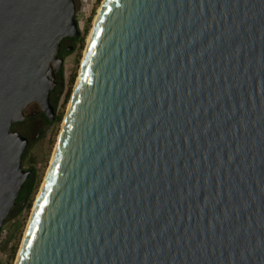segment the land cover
<instances>
[{"label":"water","instance_id":"obj_1","mask_svg":"<svg viewBox=\"0 0 264 264\" xmlns=\"http://www.w3.org/2000/svg\"><path fill=\"white\" fill-rule=\"evenodd\" d=\"M75 0H0V234ZM15 264H264V0H104Z\"/></svg>","mask_w":264,"mask_h":264},{"label":"rangeland","instance_id":"obj_2","mask_svg":"<svg viewBox=\"0 0 264 264\" xmlns=\"http://www.w3.org/2000/svg\"><path fill=\"white\" fill-rule=\"evenodd\" d=\"M77 4V20L79 27L85 35L84 47L66 57L64 65L65 79L67 82V95L59 103L61 120L53 125H46L44 119L31 120L19 126V130L27 133L33 144L26 152L23 163L25 169L33 168L37 174V188L32 195V206L28 210L26 202L23 211L15 209L6 221L3 232L0 234V264H9L14 248L17 246L18 253L12 264H15L22 246L31 215L48 175L54 152L57 147L60 131L63 127L69 104L74 93L79 74L81 71L84 55L88 47L89 37L91 36L94 25L102 7L104 0H75ZM43 131V135L38 136Z\"/></svg>","mask_w":264,"mask_h":264},{"label":"flooded vegetation","instance_id":"obj_3","mask_svg":"<svg viewBox=\"0 0 264 264\" xmlns=\"http://www.w3.org/2000/svg\"><path fill=\"white\" fill-rule=\"evenodd\" d=\"M82 36H83V32H82ZM82 36H81V38H82ZM81 38H79V39H72V38L65 39L63 44H62V48H65L70 53L74 54L78 50V48L80 47ZM62 48H61V50H62ZM72 54H70V55H72ZM63 58L66 60L65 56ZM57 82H58V84H57V86L55 88V91L51 95V102H52V104H53V106L55 108V111H56L55 121L53 123H51L48 120V118L46 117V115L43 113L41 105L39 103H33L26 110V114L29 116V118L23 123H15L13 125V130L14 131H18L19 133H21L22 135L26 136L30 140L29 147H31L33 142H32V140L30 139V137L28 136L27 133H24L23 131L19 130V126L23 125L25 123H28L31 120H37L39 118L44 119L46 125H53V124H55L57 122L58 118L60 117L59 103H60L61 99L64 98L67 95V89H66L67 82H66V79H65L64 69H63V71L61 73L57 74ZM41 135H43V131H41L38 136L40 137ZM25 158H26V155H25ZM25 158H24V161H25ZM25 170L32 171L31 179H33V182H35L36 181V176H37L35 170L33 168H29V169H25ZM26 188L27 187L25 186V188L22 191V194H23V192H27V193L29 192L28 189H27V191L25 190Z\"/></svg>","mask_w":264,"mask_h":264},{"label":"trees","instance_id":"obj_4","mask_svg":"<svg viewBox=\"0 0 264 264\" xmlns=\"http://www.w3.org/2000/svg\"><path fill=\"white\" fill-rule=\"evenodd\" d=\"M84 42H85V35H83L81 40H80V49H82L84 47ZM70 54H72V53H70L67 49L62 48L61 53H60V57H64V56L68 57ZM60 120H61V116L58 118L57 122H59ZM25 186L27 187L25 190L27 191V189H28L29 192L28 193L27 192H23V194L21 193V195H20V197H19V199L17 201V206L14 208V210L15 209L16 210L19 209L20 211H23L26 202H28V206H27L28 208L25 207V209L27 208L29 210L31 208V206H32L33 198H31V197H32V195L35 194V191H36V188H37V183H36V181L33 182V179H30V180H28L26 182ZM2 232H3V230H2ZM17 250H18V248L16 246L14 248L13 252H12L11 261L9 262V264H12V261L15 259L16 255L18 253Z\"/></svg>","mask_w":264,"mask_h":264},{"label":"bare ground","instance_id":"obj_5","mask_svg":"<svg viewBox=\"0 0 264 264\" xmlns=\"http://www.w3.org/2000/svg\"><path fill=\"white\" fill-rule=\"evenodd\" d=\"M100 12V11H99ZM92 35V34H91ZM90 39H91V36L89 37V41H90ZM89 41H88V43H89ZM21 249V248H20Z\"/></svg>","mask_w":264,"mask_h":264}]
</instances>
